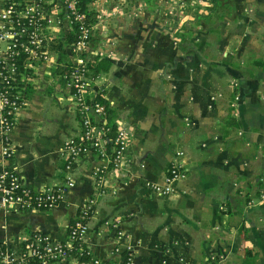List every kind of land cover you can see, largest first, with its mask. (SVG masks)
I'll use <instances>...</instances> for the list:
<instances>
[{
  "label": "crops",
  "instance_id": "0c3cea01",
  "mask_svg": "<svg viewBox=\"0 0 264 264\" xmlns=\"http://www.w3.org/2000/svg\"><path fill=\"white\" fill-rule=\"evenodd\" d=\"M200 1L181 21L185 37L154 18L147 0L89 4L97 12L96 63H110L96 74L93 93L108 100L116 129L129 133L121 165H108L103 176L96 174L101 161L94 153L72 160L67 152V142L82 137V125L65 75L66 52L53 48L51 63L31 66L27 104L8 136L12 163L26 186L66 191L46 211L0 203V247L24 244L37 233L66 241L69 227L93 200L83 236L93 259L264 264V203L258 202L264 0H224L228 13ZM208 12L210 25L193 20V14ZM244 26L259 27L253 41ZM3 147L0 139V170L11 162L3 159ZM179 151L185 178L173 194L155 193L148 184L164 182Z\"/></svg>",
  "mask_w": 264,
  "mask_h": 264
},
{
  "label": "built area",
  "instance_id": "2783aa9c",
  "mask_svg": "<svg viewBox=\"0 0 264 264\" xmlns=\"http://www.w3.org/2000/svg\"><path fill=\"white\" fill-rule=\"evenodd\" d=\"M66 27L70 34H74L72 41L66 37ZM95 29L94 22L81 11L78 0H0V139L4 143L3 159L11 161L0 170V203L3 206L46 211L54 208L66 191L59 186L40 190L26 186L12 163L14 154L8 142L9 132L27 104L28 71L34 63L47 64L55 59L53 41L58 37L64 40L68 57L63 64L67 70L65 75L82 125V137L70 139L66 144L67 152L72 160L94 153L101 161L96 168L97 175H105L108 165H121L129 133L116 129L111 135L109 106L93 93L98 76L91 63L99 55L92 46ZM181 155L180 151L176 152L175 162L163 183L148 184L151 190L159 195L175 192L176 182L186 176ZM71 181L68 185L72 184ZM258 187V202L264 203V173L258 179ZM93 203L91 200L83 207L80 217L69 227L66 241H55L46 234H33L24 244L0 247V264H28L32 259L41 264H56L70 259L83 264H108L99 258L82 261L85 252L91 255L90 250L87 245H74L76 241L83 242ZM249 203L254 202L250 200Z\"/></svg>",
  "mask_w": 264,
  "mask_h": 264
},
{
  "label": "rangeland",
  "instance_id": "374dc122",
  "mask_svg": "<svg viewBox=\"0 0 264 264\" xmlns=\"http://www.w3.org/2000/svg\"><path fill=\"white\" fill-rule=\"evenodd\" d=\"M228 1L229 0H227V2ZM120 2L121 0H115L114 3L118 5L120 4ZM200 2H201L200 0H151L150 4L152 5V8L154 9L152 10V16H154V18H156L157 20H160L164 24L168 26L170 25L172 29L174 30L175 35H177V33L183 31L184 27L186 26V24L184 23L185 21L183 22L181 21L185 19L184 17H186L188 13H190L191 11L193 12L192 8H196L197 6H200L201 5ZM223 2L224 0H222V5H226ZM222 5L218 6L220 10H223L224 12L228 13L227 12L228 5L227 7H224ZM240 17H243V16L240 15ZM95 18H97V13L95 15ZM193 19H194V14H193ZM93 22L94 24L96 23L95 21ZM202 22L205 24H209V25L211 24L210 22H204V21ZM241 29L243 32L245 33L249 32V35L253 36L252 41L254 40L255 35H257L256 33L259 32L258 26L253 27V28L244 26V27H241ZM65 30L67 32L69 31L67 27L65 28ZM69 33L70 32H68V34Z\"/></svg>",
  "mask_w": 264,
  "mask_h": 264
},
{
  "label": "trees",
  "instance_id": "16d2710c",
  "mask_svg": "<svg viewBox=\"0 0 264 264\" xmlns=\"http://www.w3.org/2000/svg\"><path fill=\"white\" fill-rule=\"evenodd\" d=\"M94 1V0H78V4H79V7L81 9V11L85 12L86 15L88 16V19L90 21H95V15H96V11L91 9L89 4ZM214 7H218L220 5H222V0H208ZM147 2L151 3V0H147ZM155 4V3H154ZM224 7H227V5H222ZM211 13L208 12L206 14H197L195 13L194 14V19L193 20H201V21H204V22H210L213 21V18L212 16L210 15ZM185 29L186 27H184L183 31L181 32H178L177 35L179 37H185ZM68 41H72L74 39V34H67L66 35ZM53 47L56 48L57 50H59L61 53H64L65 50H64V43L62 41L58 42V43H55L53 42ZM92 65V70L94 71L95 74H98L100 73L101 71L103 70H106L109 66H110V63L108 60H101V61H98L96 63L95 62H92L91 63ZM97 98L106 106H108V100L103 98V96H97ZM110 114L112 115V110L109 111ZM109 123L111 124V128H112V131L113 133L111 134L112 136L114 135L115 131H116V126L114 124H112L109 120ZM74 223V222H73ZM70 229V228H69ZM69 229H68V232H69ZM74 245H76V247L78 246H85L86 247V244L84 242H80V241H76L74 242ZM1 247H5V246H1ZM82 261H90L92 260V256L90 254H88L87 252H85L81 258ZM28 264H41L38 260L36 259H32Z\"/></svg>",
  "mask_w": 264,
  "mask_h": 264
}]
</instances>
